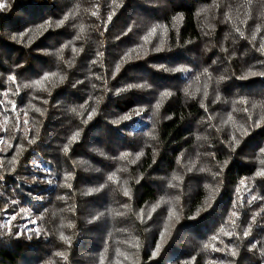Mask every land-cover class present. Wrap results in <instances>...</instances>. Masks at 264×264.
<instances>
[{
    "label": "trees",
    "instance_id": "trees-1",
    "mask_svg": "<svg viewBox=\"0 0 264 264\" xmlns=\"http://www.w3.org/2000/svg\"><path fill=\"white\" fill-rule=\"evenodd\" d=\"M0 264H264V0H0Z\"/></svg>",
    "mask_w": 264,
    "mask_h": 264
},
{
    "label": "rangeland",
    "instance_id": "rangeland-1",
    "mask_svg": "<svg viewBox=\"0 0 264 264\" xmlns=\"http://www.w3.org/2000/svg\"><path fill=\"white\" fill-rule=\"evenodd\" d=\"M254 250H255V252H258V251H259V246L256 245V246L254 247Z\"/></svg>",
    "mask_w": 264,
    "mask_h": 264
}]
</instances>
